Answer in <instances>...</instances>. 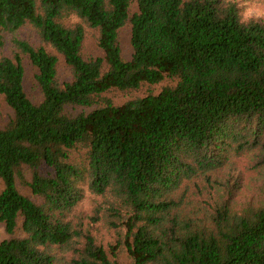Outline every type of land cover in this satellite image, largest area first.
Listing matches in <instances>:
<instances>
[{
	"label": "trees",
	"instance_id": "16d2710c",
	"mask_svg": "<svg viewBox=\"0 0 264 264\" xmlns=\"http://www.w3.org/2000/svg\"><path fill=\"white\" fill-rule=\"evenodd\" d=\"M25 25L41 44L14 36ZM86 28L102 56L82 54ZM0 96V264H124L122 250L128 264H264V20L234 0H0ZM241 156L256 183L242 202ZM86 192L101 198L91 214Z\"/></svg>",
	"mask_w": 264,
	"mask_h": 264
},
{
	"label": "rangeland",
	"instance_id": "374dc122",
	"mask_svg": "<svg viewBox=\"0 0 264 264\" xmlns=\"http://www.w3.org/2000/svg\"><path fill=\"white\" fill-rule=\"evenodd\" d=\"M237 5L239 6L241 15L245 18L247 17H256L261 18L264 20V0H234ZM135 10V3H132L130 6V13ZM19 39H24L30 42L33 45L41 44L38 35L36 32L29 26L25 25L21 27L14 33ZM11 38L12 35L6 34L4 36V45L2 48V55H11ZM97 33L93 29L86 28L85 29V37L82 46V54L85 57L88 56H102V51L97 46ZM130 26L126 23L122 28L119 30V43L121 48V55L124 59H129L132 53V48L130 45ZM22 64L24 66V77H23V87L24 91L27 96L34 102L39 101L41 99V94L39 92L37 83L35 81V74L36 69L29 63L28 59L23 57ZM58 75L61 79H67L69 77V71L65 67L64 63L60 61L58 66ZM165 84H171L170 81H162L160 84L147 86L142 85L138 90L135 91H118V90H109L104 93V96L111 99L115 104L121 103L129 98L141 96L145 94L147 91H157L161 86ZM88 109H82L81 107H70L67 111L76 114L81 111H87ZM11 116V110L9 107L4 103L2 97L0 96V126H3L9 117ZM76 153V152H75ZM237 165L240 168V171L243 174V186L239 193L238 200L240 202L245 200V197L251 195L254 191V185H256L255 181L253 180L254 170L249 164V158L246 156H241L237 160ZM25 177L29 178V173L25 170ZM19 190L28 196L32 197V194L29 188L25 185H20L17 182ZM0 181V187H1ZM101 198L99 196L90 194L86 192L84 194L83 199L79 203V210L83 213L91 214L93 209L96 205L100 202ZM92 232L96 237L98 243L103 245L104 248H108L109 245L114 243L115 234L113 230L109 229L101 222L93 223ZM7 235L3 231V227L0 226V239L5 238ZM118 259L124 263L128 264L130 262V258L128 257L125 250H122L119 255Z\"/></svg>",
	"mask_w": 264,
	"mask_h": 264
}]
</instances>
